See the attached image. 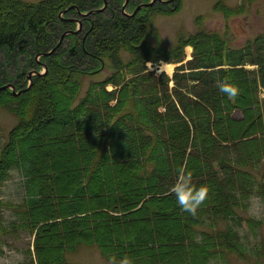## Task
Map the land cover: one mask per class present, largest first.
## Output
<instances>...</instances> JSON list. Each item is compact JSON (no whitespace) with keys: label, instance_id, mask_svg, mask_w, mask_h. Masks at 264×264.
Returning a JSON list of instances; mask_svg holds the SVG:
<instances>
[{"label":"trees","instance_id":"obj_1","mask_svg":"<svg viewBox=\"0 0 264 264\" xmlns=\"http://www.w3.org/2000/svg\"><path fill=\"white\" fill-rule=\"evenodd\" d=\"M104 1L0 0V108L17 117L0 192L14 169L24 178L20 201L0 194V234H28L29 264H73L83 244L112 264L262 263L264 218L248 200L264 197V34L235 48L201 28L169 48L154 19L170 3L133 15L151 0ZM160 60L172 76L150 70ZM178 176L203 198L195 215L177 203Z\"/></svg>","mask_w":264,"mask_h":264},{"label":"rangeland","instance_id":"obj_2","mask_svg":"<svg viewBox=\"0 0 264 264\" xmlns=\"http://www.w3.org/2000/svg\"><path fill=\"white\" fill-rule=\"evenodd\" d=\"M172 2L167 3H170L173 12L170 11L168 14L159 13L154 19L163 43L169 48L178 43L181 36H187L201 28L219 32L228 39L229 45L235 48H247L249 42H253L258 36L264 34V0H179V6H174ZM106 6L107 3L104 1V6L98 11L104 10ZM198 17L202 19L198 21ZM64 36L61 37L62 40ZM62 40L60 39L57 47ZM184 49L187 58H191L193 47L187 45ZM148 64L150 69L155 68L157 70L158 68L157 72L165 71L170 76L173 75L177 65L167 60H160L156 64L149 62ZM245 66L257 68L258 65L248 62ZM108 73L109 70L106 69L98 76L85 77L83 91L87 89L88 82L91 79L102 80ZM13 91L15 94L19 93L14 89ZM261 96H264V89H262ZM16 123L17 117L13 113L0 108V149L7 140L9 130ZM13 177H15V184L10 186L9 181ZM23 181V176L14 169L12 176L5 182L0 192L3 202H6V200L20 201L24 197ZM2 211L6 215V226L10 227L9 220L15 219L16 216L9 208H3L1 209ZM29 247L34 249V246H31V238L26 233L18 237H15L14 234L2 237L0 234V264H7L8 254L11 251L21 252L24 257L22 264H29L26 261ZM252 255L253 257L249 258V260L235 256L228 263L221 261L218 264H264V258L262 263H260L257 261V256L255 254ZM67 257L73 264H112V262L102 256L100 250L94 245H80L76 251L69 252Z\"/></svg>","mask_w":264,"mask_h":264},{"label":"clouds","instance_id":"obj_3","mask_svg":"<svg viewBox=\"0 0 264 264\" xmlns=\"http://www.w3.org/2000/svg\"><path fill=\"white\" fill-rule=\"evenodd\" d=\"M220 91H229L228 89L220 88ZM10 186L15 184V177L9 181ZM192 187L191 180L187 177H177V182L173 185L172 191L176 196L178 205L188 213L195 215L197 208L203 203V198H197L195 190L189 192ZM187 196V198H186ZM249 215L264 218V197L260 195H251L248 200ZM24 257L21 252L11 251L8 254L7 264H22Z\"/></svg>","mask_w":264,"mask_h":264},{"label":"water","instance_id":"obj_4","mask_svg":"<svg viewBox=\"0 0 264 264\" xmlns=\"http://www.w3.org/2000/svg\"><path fill=\"white\" fill-rule=\"evenodd\" d=\"M157 0H151L150 2L148 3H143L141 5H139L136 10L133 12V15H135L142 7H146V6H151L153 5ZM173 0H166V2H172ZM105 2L107 3V0H105ZM126 2H128V0H126ZM125 7V6H124ZM66 33L63 34V36L65 35ZM62 40V38H61ZM60 43V42H59ZM54 50V49H53ZM47 69V68H46ZM32 77V74H30V79ZM7 87H10L12 89H14L13 85H6V86H3V88H7Z\"/></svg>","mask_w":264,"mask_h":264},{"label":"bare ground","instance_id":"obj_5","mask_svg":"<svg viewBox=\"0 0 264 264\" xmlns=\"http://www.w3.org/2000/svg\"><path fill=\"white\" fill-rule=\"evenodd\" d=\"M43 54V53H42ZM49 54H51V53H49ZM44 55V54H43ZM33 74V73H32ZM34 76V75H33ZM32 78V77H31ZM26 88V87H25ZM26 91V90H25Z\"/></svg>","mask_w":264,"mask_h":264}]
</instances>
